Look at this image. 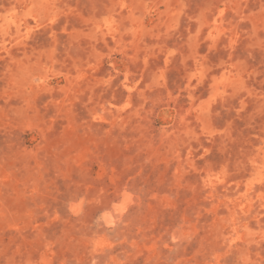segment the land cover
<instances>
[{"label":"rangeland","instance_id":"374dc122","mask_svg":"<svg viewBox=\"0 0 264 264\" xmlns=\"http://www.w3.org/2000/svg\"><path fill=\"white\" fill-rule=\"evenodd\" d=\"M0 264H264V0H0Z\"/></svg>","mask_w":264,"mask_h":264}]
</instances>
